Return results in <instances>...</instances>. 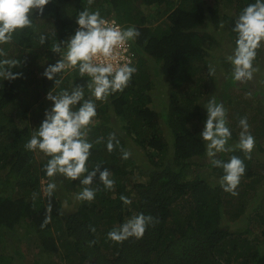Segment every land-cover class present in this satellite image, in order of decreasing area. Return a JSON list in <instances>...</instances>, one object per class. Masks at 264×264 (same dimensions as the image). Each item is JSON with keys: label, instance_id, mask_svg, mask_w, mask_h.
<instances>
[{"label": "trees", "instance_id": "trees-1", "mask_svg": "<svg viewBox=\"0 0 264 264\" xmlns=\"http://www.w3.org/2000/svg\"><path fill=\"white\" fill-rule=\"evenodd\" d=\"M248 2L51 0L42 16L34 13V29H24L12 44L0 46L7 54L2 58L20 60L12 70L18 74L16 79H0V264H48L44 259L52 264H264V66L260 58L255 62L261 70L254 79L260 78L254 93L246 83L242 90L250 96L233 100L238 85L228 68L223 81L226 91H231L226 99L215 96L227 109L233 131L230 144L238 141L240 128L233 127L242 117H247L255 137L250 156L236 150L220 157L237 155L244 160L246 173L237 195L221 188L222 170L207 159L198 135L206 110H198L193 97L206 94V85L217 81L226 68L235 40L231 27ZM85 7L100 10L109 21L123 17L140 32L132 48L137 72L128 87L107 102H97L98 115L89 133L94 143L89 167H107L115 185L108 190L95 184L97 194L91 202L76 199L81 191L78 180L46 177L43 166L48 158L25 149L49 107L46 94L54 85L42 73L59 59L53 44L68 39L76 27L75 15ZM225 8L232 10L231 16ZM41 35L47 37L43 45ZM209 64L217 65L215 77L208 75ZM163 79L174 88L167 99ZM72 82L87 90L88 78L77 71L67 74L61 87ZM181 89L186 94L180 95ZM152 93L160 98L156 100ZM180 100L186 104L181 114ZM113 114L126 122L121 131L109 128ZM112 133L120 146L109 153L106 142ZM121 149L131 153L129 159H122ZM52 180L57 190L49 197L42 188ZM121 195L132 204L124 205ZM140 213L158 221L143 238L122 243L107 239L110 230ZM21 240L29 242L32 253L20 245ZM35 246L42 248V259Z\"/></svg>", "mask_w": 264, "mask_h": 264}, {"label": "clouds", "instance_id": "clouds-1", "mask_svg": "<svg viewBox=\"0 0 264 264\" xmlns=\"http://www.w3.org/2000/svg\"><path fill=\"white\" fill-rule=\"evenodd\" d=\"M50 2L0 0V46L12 44L20 31L34 29V13L42 16ZM117 23L116 20L106 19L100 10L93 11L88 7L75 15L73 33L67 40L53 44L52 51L59 59L54 64H48L42 73V77L54 85L53 90L46 94L49 107L44 109L39 126L35 127L25 144L26 150L42 153L48 158L43 166L46 177L63 176L71 181H79L81 191L76 196L79 201H93L97 194L94 185L97 183L108 190L115 185L113 173L107 167L99 164L94 168L89 167L94 149L89 133L98 115L97 102H107L112 95L123 92L137 72L126 53L130 43L132 51L133 41L140 32L135 26L125 28ZM231 31L235 33V40L231 53L226 56L231 66V79L241 84L251 82L259 71L255 63L258 52L264 49V0H250L234 19ZM46 40L45 35L40 36L41 45ZM6 55L4 48L0 47V79L14 80L18 74L12 70L20 64V60L2 58ZM207 70L210 77H215L217 65L209 64ZM72 71H77L82 78H88L87 90L84 85L75 82L61 87L65 76ZM164 84L166 82L163 87ZM203 108L206 119L198 135L205 145L207 159L213 168L222 170L221 188L237 195L236 189L246 173L244 160L237 155H231L228 159L220 157L236 150L250 156L255 147V137L251 134L248 119H239L238 141L230 144L233 131L224 103L212 96ZM113 117L117 122L122 121L114 114L109 120V128L113 127L114 132H118L111 121ZM99 142L98 139L95 143ZM119 146L116 134H110L106 142L107 151L111 153ZM121 152L122 159L130 158V152L123 149ZM56 190L54 180L46 185L49 197ZM120 200L126 206L132 204L127 196L121 195ZM157 222L151 215H134L110 230L107 239L116 243L132 237L141 239L146 230Z\"/></svg>", "mask_w": 264, "mask_h": 264}, {"label": "rangeland", "instance_id": "rangeland-1", "mask_svg": "<svg viewBox=\"0 0 264 264\" xmlns=\"http://www.w3.org/2000/svg\"><path fill=\"white\" fill-rule=\"evenodd\" d=\"M224 12L226 13V14H228V15H230L231 16V12H232V10H229V9H227V8H225L224 9ZM234 16V15H233ZM121 21V22H120ZM120 21H118L123 27H129V26H132V24L130 23V22H126V19L125 18H123V17H120ZM263 50V52L262 53H260L258 56H260V57H258L257 58V60L260 58V63H262V65L264 66V49H261V51ZM226 63V68L224 69V71L222 70L221 71V75H219V78H218V80L217 81H213V82H211V83H208L206 86H207V93L206 94H202L201 96L198 94V93H196V95H192L193 97H195V98H197V100L195 101V107H197V109L199 110V107H201V108H203V106H205L206 105V103H207V101H208V99L210 98V97H212V96H216V97H220L221 99H226L227 98V92L228 91H231V90H228V91H226V89H225V86H224V81H223V78H224V76H225V74H226V72H227V69L228 68H231V66L227 63V62H225ZM217 70H218V68H217ZM259 70H261V69H259ZM257 77V75H255V78ZM254 78V79H255ZM259 80H260V78L258 79V80H256V81H251V82H248L249 84H251V87L253 88V92L251 91L250 93L252 94V93H254L255 92V90H254V88L256 87V85H258L257 84V82H259ZM230 81L232 82V80L230 79ZM229 81V83H231ZM165 82V79H163V83ZM236 84L238 85V86H236L235 88H236V90H235V92L233 93V100H236V98H238V97H241V99H242V97H243V99L245 98V97H248V96H250V94H247V93H245L242 89H243V86H245L246 85V83H243V84H241V83H239V82H236ZM159 85V84H158ZM165 88V89H164ZM163 97H164V99H167L168 98V96L169 95H171L172 93H173V91H174V88L171 86V84L170 83H166V84H164V87H163ZM181 91L182 92H179L180 93V95H184V94H186L185 92H183L184 91V89H181ZM153 95L155 94V93H152ZM157 96V97H156ZM182 97V96H181ZM157 98L159 99L160 98V96H159V94H155V99L157 100ZM256 98H252V100L254 101ZM159 101V100H158ZM167 102H168V100H167ZM257 102L256 101H254V105L256 104ZM180 104H181V107H180V109H179V114H181V110H183V108H185L186 107V104H183L182 105V102H181V100H180ZM182 106H183V108H182ZM166 107H168V106H166ZM165 107V109L167 110L168 108H166ZM245 106H244V104L242 105V111H244V108ZM238 109H240V108H237V110ZM253 110H255L256 108H252ZM246 110V109H245ZM249 110L250 111H252L250 108H249ZM233 113H235V112H233ZM102 120V119H101ZM111 121H113L114 122V126H115V128L117 129V130H120L121 131V129L123 128V126L125 125V121H123V122H117L116 121V118L115 117H113L112 118V120ZM229 126H232L231 124H229ZM235 127H238V126H235L234 125V129H236V130H238L239 128H235ZM133 142V141H132ZM139 156V155H138ZM139 164H140V162L137 164V166H139ZM255 164H257V163H255ZM254 164V165H255ZM257 166L258 165H255L254 166V168H257ZM140 168H142L143 167V165H142V167L141 166H139ZM136 168H138V167H136ZM130 169H135V167H131ZM259 178H262V175H260L259 176ZM218 180L220 181V178H218ZM46 182H44L43 183V188H42V191H43V193L44 194H46ZM77 187H79L80 189H81V186L80 185H77ZM64 193H66L67 195H71L70 194V192H64ZM69 193V194H68ZM18 235H19V237L21 236L19 233H17ZM20 245L22 246V247H24L28 252H30V253H32L33 252V248L30 246V244H29V242L28 241H26V240H21L20 241ZM20 246V247H21ZM42 250V248H39L38 246H35L34 247V251L37 253V255L42 259L43 257L41 256V255H39V252ZM56 260V263H60V260L59 259H55ZM44 261L45 262H49L48 264H52V262H50V260L49 259H44ZM70 264H78L76 261L75 262H71Z\"/></svg>", "mask_w": 264, "mask_h": 264}, {"label": "built area", "instance_id": "built-area-1", "mask_svg": "<svg viewBox=\"0 0 264 264\" xmlns=\"http://www.w3.org/2000/svg\"><path fill=\"white\" fill-rule=\"evenodd\" d=\"M126 55L129 56L131 58L132 62H133V60H134V54L131 51V43L128 45V51H127Z\"/></svg>", "mask_w": 264, "mask_h": 264}]
</instances>
